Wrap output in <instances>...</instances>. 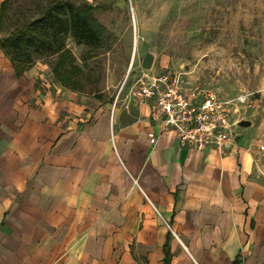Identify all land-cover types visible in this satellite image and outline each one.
<instances>
[{
  "label": "crops",
  "instance_id": "crops-1",
  "mask_svg": "<svg viewBox=\"0 0 264 264\" xmlns=\"http://www.w3.org/2000/svg\"><path fill=\"white\" fill-rule=\"evenodd\" d=\"M152 112L0 49V264H264L260 151L182 146Z\"/></svg>",
  "mask_w": 264,
  "mask_h": 264
},
{
  "label": "rangeland",
  "instance_id": "rangeland-1",
  "mask_svg": "<svg viewBox=\"0 0 264 264\" xmlns=\"http://www.w3.org/2000/svg\"><path fill=\"white\" fill-rule=\"evenodd\" d=\"M90 1L111 4L98 13L112 34L110 50L100 57L98 90L116 96L131 91L150 51L149 73L178 74L186 85L200 84L229 102L230 121L239 138L260 151L264 170V0ZM67 43L82 64L84 47L72 38Z\"/></svg>",
  "mask_w": 264,
  "mask_h": 264
},
{
  "label": "trees",
  "instance_id": "trees-1",
  "mask_svg": "<svg viewBox=\"0 0 264 264\" xmlns=\"http://www.w3.org/2000/svg\"><path fill=\"white\" fill-rule=\"evenodd\" d=\"M111 4L89 0H3L0 7V49L18 72L45 60L54 77L65 87L95 93L103 78L100 58L110 50L112 34L99 18ZM72 38L82 45L80 60L68 46ZM163 264L170 263L164 246Z\"/></svg>",
  "mask_w": 264,
  "mask_h": 264
},
{
  "label": "built area",
  "instance_id": "built-area-1",
  "mask_svg": "<svg viewBox=\"0 0 264 264\" xmlns=\"http://www.w3.org/2000/svg\"><path fill=\"white\" fill-rule=\"evenodd\" d=\"M131 95L151 105L153 119L164 127L173 128L182 146L200 150L214 147L220 154H226L236 143L238 134L234 129L236 123L230 121L229 102L221 100L209 88L200 84L188 86L178 74H151L141 68L131 87ZM149 136L155 143L156 135L150 133Z\"/></svg>",
  "mask_w": 264,
  "mask_h": 264
},
{
  "label": "water",
  "instance_id": "water-1",
  "mask_svg": "<svg viewBox=\"0 0 264 264\" xmlns=\"http://www.w3.org/2000/svg\"><path fill=\"white\" fill-rule=\"evenodd\" d=\"M154 63V54L150 51H147L142 59L141 67L144 69H151L152 65ZM239 124L242 126L249 125V120H241L239 121Z\"/></svg>",
  "mask_w": 264,
  "mask_h": 264
}]
</instances>
